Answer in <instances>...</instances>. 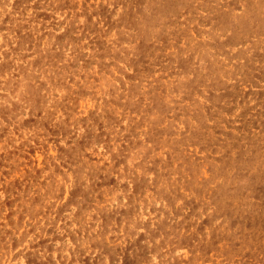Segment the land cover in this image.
Here are the masks:
<instances>
[{"label":"rangeland","instance_id":"obj_1","mask_svg":"<svg viewBox=\"0 0 264 264\" xmlns=\"http://www.w3.org/2000/svg\"><path fill=\"white\" fill-rule=\"evenodd\" d=\"M0 264H264V0H0Z\"/></svg>","mask_w":264,"mask_h":264},{"label":"bare ground","instance_id":"obj_2","mask_svg":"<svg viewBox=\"0 0 264 264\" xmlns=\"http://www.w3.org/2000/svg\"><path fill=\"white\" fill-rule=\"evenodd\" d=\"M262 7V6H261ZM114 8V7H113ZM117 9V8H116ZM85 105V104H84ZM11 124V123H10ZM127 124V123H126ZM40 216V215H39ZM24 221V220H23ZM54 258V257H53Z\"/></svg>","mask_w":264,"mask_h":264}]
</instances>
